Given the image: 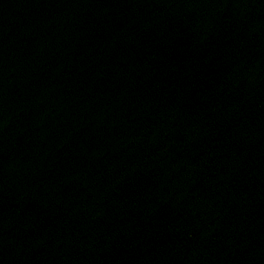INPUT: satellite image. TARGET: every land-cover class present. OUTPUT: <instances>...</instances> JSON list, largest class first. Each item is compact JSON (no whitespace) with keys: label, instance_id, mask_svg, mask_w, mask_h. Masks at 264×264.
Instances as JSON below:
<instances>
[{"label":"water","instance_id":"1","mask_svg":"<svg viewBox=\"0 0 264 264\" xmlns=\"http://www.w3.org/2000/svg\"><path fill=\"white\" fill-rule=\"evenodd\" d=\"M0 264H264V0H0Z\"/></svg>","mask_w":264,"mask_h":264}]
</instances>
